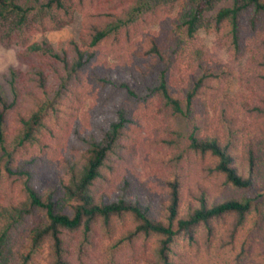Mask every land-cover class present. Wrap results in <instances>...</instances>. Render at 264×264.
Wrapping results in <instances>:
<instances>
[{"label": "trees", "instance_id": "obj_1", "mask_svg": "<svg viewBox=\"0 0 264 264\" xmlns=\"http://www.w3.org/2000/svg\"><path fill=\"white\" fill-rule=\"evenodd\" d=\"M221 1L0 0L27 64L0 83V264H264V0L210 17L228 61L197 37ZM74 11L78 39L31 38ZM146 125L162 180L131 160Z\"/></svg>", "mask_w": 264, "mask_h": 264}, {"label": "rangeland", "instance_id": "obj_2", "mask_svg": "<svg viewBox=\"0 0 264 264\" xmlns=\"http://www.w3.org/2000/svg\"><path fill=\"white\" fill-rule=\"evenodd\" d=\"M228 4L227 1H221L217 4V6L212 9L211 11L206 12L204 24L198 29L197 37L198 41L209 48L211 52H213L216 56L222 58L225 61H228V50L227 48L221 44L220 40L217 39V34L212 30V27L210 26V17L218 7L221 5ZM81 28V15L74 11L71 18L58 21L56 25L51 26L47 30L41 31V32H35L31 35V38L35 40H41L46 39L50 41L53 45L56 47L58 45H64L66 40L69 38H76L78 39L79 33ZM19 53V47L17 45H10V46H4L0 39V83L5 84L4 82V76L8 72V69L10 67L19 68L21 70L27 69V64L22 61L18 57ZM244 59H241L239 62L234 63V66L236 68L243 66ZM227 89L230 92H234L238 89V84L235 78H232L229 81V84L227 85ZM176 125L180 128L182 131L183 136H185L189 131V126L187 122L179 118L176 120ZM148 125L144 126L141 131L136 134L135 136V145L136 149L134 153L131 155V160L134 163V167L139 172L141 179L144 180L148 173L150 174H157L160 180H162L163 170L161 167L156 166L154 164L151 165L150 169L145 171L144 165L147 167V161L143 160V157H147L146 147L144 146V141L146 136L148 135L147 131ZM149 150L153 153L155 150L153 148H149ZM191 167H194V164L191 165ZM221 182V181H219ZM5 183H0V188H4ZM229 184H223L220 189L222 188V193L228 194L231 191L232 192H243L245 194L249 193L242 189H236V188H230ZM261 196L258 198V201H262V206L264 207V181L259 185ZM2 196H7L6 194L2 193ZM55 199L57 200V208L64 213L71 214L72 213V201L64 199L63 193L58 190Z\"/></svg>", "mask_w": 264, "mask_h": 264}]
</instances>
